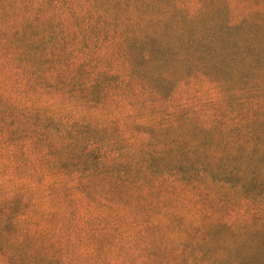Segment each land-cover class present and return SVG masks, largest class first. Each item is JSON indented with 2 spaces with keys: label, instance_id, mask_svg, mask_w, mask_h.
I'll use <instances>...</instances> for the list:
<instances>
[{
  "label": "trees",
  "instance_id": "obj_1",
  "mask_svg": "<svg viewBox=\"0 0 264 264\" xmlns=\"http://www.w3.org/2000/svg\"><path fill=\"white\" fill-rule=\"evenodd\" d=\"M206 4L212 10H206ZM220 6L200 0L193 10L170 7L163 16L128 23L119 33L124 59L120 70L125 74L106 76L122 79L130 93L132 143L120 135L105 140L104 128L84 126L90 131L86 143L74 136L66 149L48 141L47 151L35 159L42 168L55 162V167L70 169L64 174L72 178L100 176L113 179L117 188L157 189L152 195L155 213H144L140 228L175 230L169 255L161 251L162 243L151 244L145 258L135 256L131 248L108 251L104 264H264V23L254 20L245 36L241 30L249 13L227 22V12L218 16L227 9ZM99 30L89 31L95 33L89 49L117 37ZM134 80L137 86L131 89ZM181 85L197 96L193 110L204 117L196 123L187 116L185 98L176 94ZM97 87L92 83L91 90ZM119 131L117 126L111 129ZM12 135L17 136L10 131ZM34 152L32 148L29 154ZM25 164L29 165L27 159ZM51 172L52 168L45 171L41 179ZM24 198L16 194L6 202ZM194 200L210 206L199 226L187 221V208ZM129 221L130 228L140 224L136 217ZM123 233L113 228L103 241L121 247L124 236L117 235ZM141 239L138 235L134 240ZM22 256L2 257L0 264H28ZM46 264L80 263L55 256Z\"/></svg>",
  "mask_w": 264,
  "mask_h": 264
},
{
  "label": "rangeland",
  "instance_id": "obj_2",
  "mask_svg": "<svg viewBox=\"0 0 264 264\" xmlns=\"http://www.w3.org/2000/svg\"><path fill=\"white\" fill-rule=\"evenodd\" d=\"M199 1L0 2V258L23 255L28 264H46L50 257L70 256L80 264H104L112 251L123 253L131 248L135 256L145 258L146 249L159 243L161 251L169 255L170 236L175 230L140 228V217L155 213L152 195L157 189L117 188L113 179L100 176L72 178L64 174L71 173L70 169L55 167V162L42 168L35 159L47 151L48 141L66 149L74 136L86 143L90 131L84 126L89 130L104 128L105 140L120 135L132 143L128 138L132 119L127 116L130 93L121 85L122 79L106 76L125 74L120 70L124 59L119 33L127 30L128 23L163 16L162 11L170 7L193 10ZM214 2L227 8L218 13L222 18L227 12L223 17L227 22L249 13L241 30L245 36L251 33L254 20L264 23V0ZM205 9L212 10V6L206 4ZM90 12L92 15L87 16ZM100 21L108 23L101 25ZM93 28L117 37L89 49L95 35L89 31ZM92 83L98 84L95 90H91ZM136 86L134 80L131 89ZM176 94L187 101L188 118L196 123L204 117L193 110L197 106L194 93L181 85ZM114 126L119 128L118 134L111 132ZM10 131L17 136L9 137ZM32 148L35 152L29 154ZM26 159L28 166L23 165ZM51 168L53 174L41 179V174ZM148 180L144 178L147 184ZM16 194H25L24 200L6 202ZM188 207L187 221L201 225L202 215L210 206L194 200ZM132 217L140 224L130 228ZM113 228L124 232L117 235L124 236L121 247L103 241ZM130 232L133 234L127 236ZM138 235L142 236L140 242L134 240Z\"/></svg>",
  "mask_w": 264,
  "mask_h": 264
}]
</instances>
